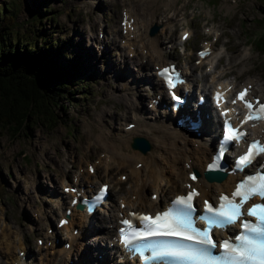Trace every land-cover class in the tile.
I'll list each match as a JSON object with an SVG mask.
<instances>
[{"label": "rangeland", "instance_id": "374dc122", "mask_svg": "<svg viewBox=\"0 0 264 264\" xmlns=\"http://www.w3.org/2000/svg\"><path fill=\"white\" fill-rule=\"evenodd\" d=\"M8 1L0 0V6L6 5ZM14 1L19 4V11L15 17L17 32L20 35H26L33 24L44 27V30L52 37L59 36L60 40L66 41L65 45H67L68 53H57L61 55L59 57L61 63L69 59L72 54L77 53L80 68L78 73L71 78V81L75 83L71 89L73 99H68L67 95L60 98L61 107L56 109V112H58L56 123L50 125L47 121L38 120L31 125L29 122V127L20 129L14 135L7 128L0 127V229L3 227L10 229V226L12 228L20 227L22 230L20 234L23 235L24 243L16 235L18 241L24 247L25 245H32L33 251L37 255L34 259L35 263L40 264L41 253L39 250L43 252L41 246L44 244H39L36 236L41 234L42 230H45L44 226L47 222H53L56 225V216L59 211L56 212L52 209L58 200L55 196L62 191L61 185L67 182L71 172L81 170L79 169L80 164L83 168L82 171L86 172L87 158L107 160L108 150H111L113 141L119 143L121 140L124 119H130L131 109L128 108L129 103L127 101L132 99L133 93H131V90H135L136 86L128 91L123 89L121 85L124 81L115 78V74H112L113 67H109V70L105 73L106 66L111 59L110 55L115 50V44L109 43V48L107 47L104 51L100 47L102 43H97V41H94L91 46L88 45L90 39L87 37V26L90 25L92 19H100L102 20L103 30L112 33L114 32V23L119 28L118 20L123 4L137 9L142 16L148 17L150 12L144 9L146 8L144 4L145 2L150 4L153 1ZM168 1L156 0L154 4L155 9H157V20L163 21L153 22L152 26L158 25L155 32L161 31L160 39L162 42L168 39L176 41L182 28L185 26L191 27L194 30L193 34L184 44L187 47V52L192 54L191 56L186 54V58L192 59L195 56L193 50L198 45L197 39L206 36L202 33V26L205 24V20L208 19L206 24L209 26H223L224 33L229 36L232 43L230 46L226 45V51L220 58L222 64L219 65V70L224 71L227 69L224 63L230 56L234 60L239 58L242 42H245L252 50L251 56L237 64L232 72L238 74L244 80H246V74H261L264 78V54L255 51V40L251 42L249 38L250 34H258L261 29H263L261 37L264 36V0H177L167 5ZM182 12L186 16L184 21L179 20ZM51 15H54V17L52 18ZM35 16L39 17L36 22H33ZM230 26L236 29L235 34L229 32ZM98 27L95 29V35L99 39H104L106 33L101 36ZM83 32L86 34L83 35ZM115 33L118 38L117 41L120 42L119 31ZM13 36L16 37V33H13ZM237 37L240 38V42L236 41ZM37 39H39L38 35ZM80 40H83L82 43L87 48H93L96 54L93 56L89 53L90 50L86 49L85 56H80L81 52L77 48ZM178 46L181 45L178 44ZM178 46L174 49L175 51L173 50V53L179 52ZM166 55L168 58L173 57L172 53L166 52ZM179 57L182 58L181 55ZM95 60L96 66L92 65ZM154 61L152 60L150 65L145 66L142 71L146 73L148 68H152ZM153 71L154 69H152ZM79 82L81 84L85 82L86 85L78 87L76 83ZM139 91H141L140 96L143 98V94H146L148 88L143 87ZM154 95L155 93L150 96ZM150 96H147L145 103L149 102ZM97 138L102 143L100 141L96 142ZM128 146H125L122 150L131 151ZM119 147H123V144ZM81 156L82 160L79 163ZM136 159L137 157L133 160ZM120 172H123V175L127 174L125 180L120 179ZM98 175L111 179V207L112 205L117 206L119 204L117 195L115 194L112 197V192L119 185V192L130 187L133 178L128 173V167H119L113 164L111 169L107 170L104 164L101 165ZM53 185H55L57 192L49 194L47 189L52 188ZM151 189H154V187L148 185L145 198L149 196ZM177 189H181V187ZM128 194H131V192ZM39 209H44L47 212L42 219L39 218ZM149 209H152V207ZM102 213H107V210L95 212V219L92 221L95 229H91L94 232H91L87 237V242L94 245L93 248H96L97 243L102 246L106 245L104 239H98L96 242L90 239L91 235L98 233L100 225L104 226L105 221L101 219L103 215H100ZM6 224L9 226H4ZM38 225L42 229L39 230ZM105 228H102V230ZM78 247L73 250L71 256H77ZM3 260L5 261L4 257ZM62 264H68V262ZM110 264H118V262L111 261Z\"/></svg>", "mask_w": 264, "mask_h": 264}, {"label": "bare ground", "instance_id": "6f19581e", "mask_svg": "<svg viewBox=\"0 0 264 264\" xmlns=\"http://www.w3.org/2000/svg\"><path fill=\"white\" fill-rule=\"evenodd\" d=\"M152 3H146V9L150 12L149 16L153 17V21H158L156 17V11L154 4L156 0H152ZM177 0H169L167 5L169 3H173ZM144 6V7H145ZM126 11L130 12V15L136 14L134 16V29L127 31L122 38H124L123 47L127 48L128 51H133L135 54H137L140 50L141 52L145 50V52H142L147 59L157 57L158 62H161L159 65L168 63L169 61L166 60L165 51L163 50L165 45L160 43V34H152L150 35L147 32L148 27L152 24V22L148 20H142L140 22L139 16L137 15V12L133 10L132 8L126 9ZM97 19L94 18L93 26L97 24ZM114 26V32L115 34L118 27L113 24ZM189 28H184L183 30ZM182 30V31H183ZM181 31V32H182ZM194 31V30H193ZM180 32V34H181ZM133 33L132 36L130 34ZM86 33L83 32V35ZM179 34V36H180ZM193 34L192 30H190L189 37ZM87 37L91 41H97L95 36L87 32ZM188 37V38H189ZM188 38L186 40H188ZM108 41L110 44L114 45L116 42V39L114 36H109ZM205 45V44H203ZM168 46V45H166ZM107 47L109 48V44L104 45V49L106 50ZM221 52V47H213V51L209 56L204 57L200 60L199 65H202L204 63L212 64V62L215 60V58L219 55ZM111 59L108 65L106 66V69L109 67H113V71L115 75L123 76L127 73L132 75V70L129 69L128 63H132L136 65V72L140 73V68L147 63V61L140 60L138 55H134L131 58H128L125 56V54L122 51L115 52L110 55ZM220 59V57H218ZM236 62L232 57H229L228 61L226 62V67L228 69H232L235 66ZM92 65H97L96 60L92 62ZM194 66L183 64L181 65L182 71L187 76V83L186 85L189 86H197L198 92L197 95L201 92V90H205L206 87L210 84L215 85L221 80L219 79V74L217 75L216 72H213L209 75V78L206 79L205 82L196 84V76L194 73ZM109 70V69H108ZM142 78L137 76L133 77V83L138 84ZM145 80L148 82H152L156 85H159L161 83V101L163 99L167 101L168 96L165 93L164 86L162 82L159 80L153 79L151 76H146ZM247 82H251L253 84H257L259 86V91H263L262 85L263 83L257 79V78H250ZM245 82V83H247ZM227 84V83H226ZM126 88H130L129 85H125ZM154 89H152L153 91ZM151 92V91H150ZM148 92V94H150ZM194 91L190 94V100H192V95ZM141 95V93H140ZM143 98L139 96L138 100L132 101L131 99H128V108H132L131 111V117L132 120L135 121V125L132 128L122 129L123 135L121 137V140L119 143H115L113 141V145L110 148L114 155H112V159L114 160L112 162V165L116 162L117 166L121 167H129V173L132 177H134V181L129 188L132 193L135 194V198L131 200L128 195L127 189L124 194L121 196V200L125 201L128 207L130 208H136L141 209L140 206L145 202V196H146V188L148 185L153 186L157 189L159 196L157 198H148L146 202V206L152 207L153 209L156 208L159 204V201L167 196L170 192L174 191V189L177 187V184H182V182H185L188 180L187 178V171L191 170L192 168L198 169L200 172L204 168L205 160L210 158L211 153L213 152V141H214V133L216 132V127H210L209 126V120L203 121L201 126L198 128L192 129L189 128L186 124H177L176 119L173 117V113H168L167 108L163 106L161 109V114L157 113V107L155 106V103L153 102L152 107L150 110L143 109L142 106L139 105L140 102H142ZM197 100V98H196ZM195 100V101H196ZM152 113V114H151ZM203 119L205 117V114L202 115ZM130 120H127L124 125L128 124ZM256 131L258 133H261L264 136V122L261 124H258L256 127ZM205 131H208V137H203L201 134ZM198 132L200 134H198ZM135 135H143L146 138H148L152 143V149L148 151L146 156L140 155L136 151H123L122 148L124 146H128L129 141L132 139ZM102 141L100 139L95 140ZM121 144H123V147H119ZM119 145V146H118ZM121 150V151H120ZM137 158L135 160V163L133 164V159ZM159 158H162L159 160ZM185 161L189 164L188 167H182L181 161ZM137 161H142V167H137L135 164ZM100 165H95V170L99 168ZM164 166L166 167L164 169ZM236 176H234L231 173H228L227 176L221 180V181H208L205 179V177L201 174L196 181V185L200 189V197L202 196H210L214 193H217L219 190L224 188H230L232 185V181L234 180ZM89 180V176L87 178ZM66 185V184H63ZM79 187H83L84 189H89L90 186H85L84 180L79 182ZM130 191V192H131ZM51 194V193H49ZM70 194H73L70 192ZM68 202L66 201V198L62 199V202L60 203V211L63 213L64 209H62V204ZM111 202L109 201L105 208H108L107 210L113 208L111 207ZM117 210L125 211L126 209L117 207ZM101 219L103 221L110 220L115 218V213L113 211L108 212V214L104 215V213L100 214ZM92 216L87 215L84 210L81 209H74L70 220L67 224H64L63 227L67 230L70 228L71 230L75 225H78V233L73 234L70 232V241L71 245L69 248L61 247L56 248V245H52L50 249V255H44V257H41L40 264H59L63 263L62 259V251L68 253L71 249V247L75 244H77L80 240V236L84 238L86 230L91 231V229H95V226L93 227L91 223ZM99 218V216H98ZM95 219V216H94ZM4 226H9L8 224ZM72 227V228H71ZM105 228L103 226H99L98 233L94 234L90 239H93V241H97L98 239H104L106 233H110L111 230L103 229ZM0 253L5 258L6 261H3L0 257V264H6V262H11V264H33L32 260L28 257V250L27 246L25 247L18 241V238L16 235H18L19 239L24 243L23 241V235L20 233H17L16 229L3 227L0 229ZM106 240V238H105ZM83 245V243H81ZM96 244V243H95ZM94 245H91L89 242H87L84 245V248L82 250V256L86 262V264H109L104 263L103 260L98 259L94 255L95 249H100L104 253V259L110 257V255L105 251V248L102 246H98L97 248L93 249ZM19 249H23L26 254L23 257L19 254ZM81 249V248H80ZM118 249V247H116ZM118 262L120 264H125L126 261H123L122 259H119ZM129 262V261H127ZM127 264V263H126ZM131 264V263H130Z\"/></svg>", "mask_w": 264, "mask_h": 264}, {"label": "snow or ice", "instance_id": "6c2138e0", "mask_svg": "<svg viewBox=\"0 0 264 264\" xmlns=\"http://www.w3.org/2000/svg\"><path fill=\"white\" fill-rule=\"evenodd\" d=\"M206 53H200L204 56ZM174 71V70H173ZM170 69L164 68L161 75L167 79L170 88L175 87L173 78L169 75ZM247 89L237 95V99L243 101L249 109V115L241 122L243 125L249 120L264 119V103L257 102L258 108L253 111L254 105L246 100ZM174 99L179 97L174 95ZM217 104L221 99V94L217 93ZM233 103L236 101L233 100ZM225 115V113H222ZM225 135L218 149L214 161L218 162L223 158L228 148L229 142L245 139L246 133L232 127L225 121ZM247 142V141H245ZM264 154V143L253 140L248 143V151L239 156L236 166L240 171H244L253 165L256 158ZM218 163H213L210 167H217ZM264 164L259 165L257 172L247 175L232 194L233 197H241L239 203L230 200L227 196H221L222 201L219 208L213 207L205 200V214L200 216L207 227L201 229L195 226L193 214L196 212L192 199L199 195L194 189L187 196H178L172 202V207L167 211L152 216H139L143 222L142 228H133L130 238L125 236L126 229L121 228L123 243L130 250L139 253L144 261H175L178 264H264V204H253L242 211L243 205L255 196L264 199ZM191 179L195 180L196 175ZM107 189H102L96 199H102ZM227 202V205L223 203ZM227 208V210H225ZM256 217L258 223L244 221L242 227L244 232L235 236L234 241H223L218 244L213 240L210 232L213 228H225L234 225L242 216ZM124 225H129L130 221H122ZM155 240L153 243H136V241ZM222 248L220 254H214L213 250ZM151 255L145 256V252Z\"/></svg>", "mask_w": 264, "mask_h": 264}, {"label": "trees", "instance_id": "16d2710c", "mask_svg": "<svg viewBox=\"0 0 264 264\" xmlns=\"http://www.w3.org/2000/svg\"><path fill=\"white\" fill-rule=\"evenodd\" d=\"M18 11L19 4L14 0L0 6V127L10 130L12 135L29 127V122L56 123L60 98L67 95L73 99L71 89L75 83L71 78L79 70L77 54L61 63L57 53L67 54V45L44 27L33 24L28 34L20 35L15 28ZM256 46L264 48V37L259 38ZM76 85L84 87L86 83Z\"/></svg>", "mask_w": 264, "mask_h": 264}, {"label": "water", "instance_id": "95a60500", "mask_svg": "<svg viewBox=\"0 0 264 264\" xmlns=\"http://www.w3.org/2000/svg\"><path fill=\"white\" fill-rule=\"evenodd\" d=\"M141 144H144V141H143V140L141 141ZM142 147L144 148V146H143V145H142Z\"/></svg>", "mask_w": 264, "mask_h": 264}]
</instances>
